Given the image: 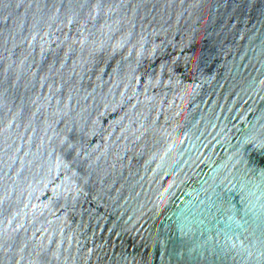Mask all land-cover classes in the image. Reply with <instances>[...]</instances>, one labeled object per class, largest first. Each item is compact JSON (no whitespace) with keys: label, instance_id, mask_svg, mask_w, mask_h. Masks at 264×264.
<instances>
[{"label":"water","instance_id":"water-1","mask_svg":"<svg viewBox=\"0 0 264 264\" xmlns=\"http://www.w3.org/2000/svg\"><path fill=\"white\" fill-rule=\"evenodd\" d=\"M0 264H264V0H0Z\"/></svg>","mask_w":264,"mask_h":264}]
</instances>
